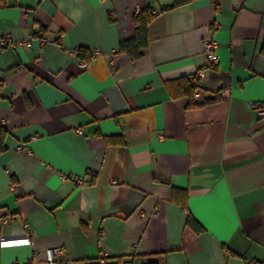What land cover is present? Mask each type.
Wrapping results in <instances>:
<instances>
[{
	"label": "crops",
	"instance_id": "1",
	"mask_svg": "<svg viewBox=\"0 0 264 264\" xmlns=\"http://www.w3.org/2000/svg\"><path fill=\"white\" fill-rule=\"evenodd\" d=\"M171 2L0 0V264H264V0Z\"/></svg>",
	"mask_w": 264,
	"mask_h": 264
},
{
	"label": "trees",
	"instance_id": "2",
	"mask_svg": "<svg viewBox=\"0 0 264 264\" xmlns=\"http://www.w3.org/2000/svg\"><path fill=\"white\" fill-rule=\"evenodd\" d=\"M193 0H172V2L168 5H164L159 7V11L169 10L176 8L178 6L187 4ZM157 15L150 7L146 6L140 9L138 12L133 15V22L135 25L134 35L128 39H125L120 42L118 46V50L120 52L126 53L131 60H136L143 54V49L148 45V24L155 18ZM264 53V47L262 48ZM88 55V56H87ZM78 56L80 58L85 59L86 61L90 60L88 51L84 48H78ZM177 91L176 96L184 95L189 98V106H193L194 103L192 101L193 95L199 88V79L195 76H183L175 81ZM217 98V97H216ZM215 98V99H216ZM7 135V131L2 125L0 120V153H2L5 149V138ZM178 188H173V193L178 192ZM187 224L190 228H192L195 232H202L203 227L191 216L189 215L187 218ZM152 255L149 259L146 260L144 264H162L163 259L161 256ZM164 264V263H163Z\"/></svg>",
	"mask_w": 264,
	"mask_h": 264
},
{
	"label": "built area",
	"instance_id": "3",
	"mask_svg": "<svg viewBox=\"0 0 264 264\" xmlns=\"http://www.w3.org/2000/svg\"><path fill=\"white\" fill-rule=\"evenodd\" d=\"M215 1V0H213ZM11 43V39L9 35L0 36V49H5ZM216 42L212 39H203L201 41V49L202 52L206 55L208 62H206L202 67L198 68L195 76L199 79V86H200V79L203 77L205 70L214 65L218 61V55L216 53ZM252 109L258 113V115L264 117V107L261 103H252ZM78 133H83L82 129H78ZM68 179L74 182L75 185H79L83 183V179L77 177L74 174L68 175ZM61 252L60 247H55L47 250V257L50 261L56 262V264H72L70 261H62L56 260L55 257ZM107 258V253L100 254L99 261L101 264H105Z\"/></svg>",
	"mask_w": 264,
	"mask_h": 264
},
{
	"label": "water",
	"instance_id": "4",
	"mask_svg": "<svg viewBox=\"0 0 264 264\" xmlns=\"http://www.w3.org/2000/svg\"><path fill=\"white\" fill-rule=\"evenodd\" d=\"M163 264V263H162Z\"/></svg>",
	"mask_w": 264,
	"mask_h": 264
}]
</instances>
